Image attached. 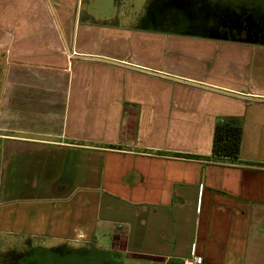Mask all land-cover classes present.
I'll list each match as a JSON object with an SVG mask.
<instances>
[{
    "label": "crops",
    "instance_id": "obj_1",
    "mask_svg": "<svg viewBox=\"0 0 264 264\" xmlns=\"http://www.w3.org/2000/svg\"><path fill=\"white\" fill-rule=\"evenodd\" d=\"M84 1L0 0V235L264 264V40L141 27L156 0H105L136 24H101ZM219 118L241 125L240 164L211 161Z\"/></svg>",
    "mask_w": 264,
    "mask_h": 264
},
{
    "label": "rangeland",
    "instance_id": "obj_2",
    "mask_svg": "<svg viewBox=\"0 0 264 264\" xmlns=\"http://www.w3.org/2000/svg\"><path fill=\"white\" fill-rule=\"evenodd\" d=\"M103 1L105 0H91L90 5L84 1L83 9H88L97 15V12L100 13V7L104 6L105 10L108 7L105 17L96 16L95 20L101 24L109 22L110 24L107 25L117 24L127 28H132L136 24L133 16L125 14L123 17L120 15L119 18L115 13L109 20L108 13L111 11L112 5ZM153 1L151 0V2ZM158 1H161L160 16L156 17L155 22L139 21L142 23L141 27L146 28V25L154 24L155 28H159L162 32L190 33L191 35L206 34L218 27L235 28L240 31L236 35L237 37H241L242 29L246 28L248 38L264 40V9L257 7L256 10L248 12V14L243 13V10H239L238 14L229 11L235 6L248 9L246 0H239L241 3L237 5L233 3L235 0H214V3L213 0H156V3ZM127 2L128 0H122L120 4L116 3V6L125 10ZM220 5L228 6L229 9H222ZM137 8L135 7L136 10ZM129 9L130 14H133L134 9L131 6ZM94 18L93 15L92 19ZM1 68L0 62V73ZM105 248L106 246L101 240L88 242L84 245H74L50 238L36 239L6 234L0 235V264H105L104 260L107 264H114V261L118 262L117 264H125V261H122L118 256L105 254L102 251Z\"/></svg>",
    "mask_w": 264,
    "mask_h": 264
},
{
    "label": "trees",
    "instance_id": "obj_3",
    "mask_svg": "<svg viewBox=\"0 0 264 264\" xmlns=\"http://www.w3.org/2000/svg\"><path fill=\"white\" fill-rule=\"evenodd\" d=\"M246 2L248 3L246 4L248 10L257 7L264 9V0H246ZM233 3L237 5L241 2L235 0ZM241 140L242 128L237 120L226 118L216 120L211 143V161L240 164L238 158Z\"/></svg>",
    "mask_w": 264,
    "mask_h": 264
},
{
    "label": "built area",
    "instance_id": "obj_4",
    "mask_svg": "<svg viewBox=\"0 0 264 264\" xmlns=\"http://www.w3.org/2000/svg\"><path fill=\"white\" fill-rule=\"evenodd\" d=\"M187 264H203V261L201 257L195 255L194 252L192 251Z\"/></svg>",
    "mask_w": 264,
    "mask_h": 264
},
{
    "label": "water",
    "instance_id": "obj_5",
    "mask_svg": "<svg viewBox=\"0 0 264 264\" xmlns=\"http://www.w3.org/2000/svg\"><path fill=\"white\" fill-rule=\"evenodd\" d=\"M93 59H96V60H99V61H105V62H108V63H115L114 61L112 60H104V59H98L97 57H92ZM142 71H146V72H151V71H148V70H142ZM159 76H163V77H167V78H171V76H167V75H162V74H158ZM171 79H174V78H171ZM178 81H184V80H179V79H176ZM185 82H188V81H185ZM190 83V82H188ZM191 84V83H190ZM196 85V84H194ZM196 86H202V85H196Z\"/></svg>",
    "mask_w": 264,
    "mask_h": 264
}]
</instances>
